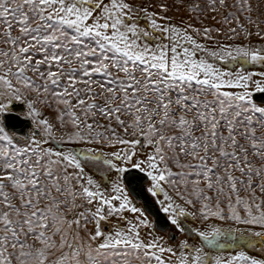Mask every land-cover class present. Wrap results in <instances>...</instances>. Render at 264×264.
Segmentation results:
<instances>
[{
    "label": "rangeland",
    "instance_id": "obj_1",
    "mask_svg": "<svg viewBox=\"0 0 264 264\" xmlns=\"http://www.w3.org/2000/svg\"><path fill=\"white\" fill-rule=\"evenodd\" d=\"M71 1L0 0V264H264V0H115L155 29L128 53Z\"/></svg>",
    "mask_w": 264,
    "mask_h": 264
},
{
    "label": "trees",
    "instance_id": "obj_2",
    "mask_svg": "<svg viewBox=\"0 0 264 264\" xmlns=\"http://www.w3.org/2000/svg\"><path fill=\"white\" fill-rule=\"evenodd\" d=\"M115 2V0H74L70 3L71 9H69V12L73 15H76L78 13V17H75V21L93 24L94 26L103 28V30L105 29L107 32H110V35H121L122 38H120V40L122 39L123 43H120L118 41L117 43H119L118 46H120L119 49L122 52L128 53L126 47L127 43L130 40L128 37L130 36L134 41H139L142 47L143 45H147V50L151 49V44L155 42L151 40L150 36L155 35V33L153 34V31L155 32V29L150 26L146 13H134L132 15L122 14L117 9ZM75 5L78 8V10L76 9V12L74 8ZM72 8L74 9L72 10ZM165 36L166 34L163 35L162 39H164ZM160 42L161 41H159V43ZM129 43H132V41H130ZM164 51H168L167 45L164 47ZM256 67L258 69H261V73L264 74V64L263 66ZM261 104L264 105V103ZM103 230L105 229L103 228ZM235 231L236 232H232V236H229V240L225 241L226 243L224 244L230 251L238 249V239H241L242 243L251 240L247 238L249 237L248 235L247 237H245V239L243 237L240 238L237 232L238 230ZM231 245H234L235 248H232Z\"/></svg>",
    "mask_w": 264,
    "mask_h": 264
},
{
    "label": "water",
    "instance_id": "obj_3",
    "mask_svg": "<svg viewBox=\"0 0 264 264\" xmlns=\"http://www.w3.org/2000/svg\"><path fill=\"white\" fill-rule=\"evenodd\" d=\"M251 97L255 102L264 103V90L253 92ZM9 109L10 111L2 114L3 127L17 135L26 136L31 121L20 115L24 110L23 103L12 102ZM147 179V174L137 168H129L122 175V180L130 195L139 201L145 212L154 219L155 228L164 231L170 227V221L146 192L144 185Z\"/></svg>",
    "mask_w": 264,
    "mask_h": 264
},
{
    "label": "flooded vegetation",
    "instance_id": "obj_4",
    "mask_svg": "<svg viewBox=\"0 0 264 264\" xmlns=\"http://www.w3.org/2000/svg\"><path fill=\"white\" fill-rule=\"evenodd\" d=\"M2 114H3V113H2ZM2 114H1V117H2ZM152 219H153V218H152ZM153 222H154V219H153ZM154 226H155V224H154ZM169 228H170V227H169ZM169 228H168V229H169ZM166 230H167V229H166ZM164 231H165V230H164Z\"/></svg>",
    "mask_w": 264,
    "mask_h": 264
}]
</instances>
